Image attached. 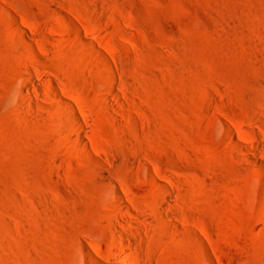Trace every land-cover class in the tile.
<instances>
[{"label": "rangeland", "instance_id": "374dc122", "mask_svg": "<svg viewBox=\"0 0 264 264\" xmlns=\"http://www.w3.org/2000/svg\"><path fill=\"white\" fill-rule=\"evenodd\" d=\"M263 167L264 0H0V264H264Z\"/></svg>", "mask_w": 264, "mask_h": 264}, {"label": "bare ground", "instance_id": "6f19581e", "mask_svg": "<svg viewBox=\"0 0 264 264\" xmlns=\"http://www.w3.org/2000/svg\"><path fill=\"white\" fill-rule=\"evenodd\" d=\"M32 82H35V80H34V78H33V76H32V78L30 79ZM65 92L67 93V90H65ZM64 98V97H63ZM230 131V130H229ZM232 131V130H231ZM264 168V167H263ZM152 174V173H151ZM152 177V180H151V182H152V184H155L156 183V178L154 177V175H151ZM263 194H264V188H263ZM264 196V195H263ZM126 206V205H125ZM114 243V242H113ZM116 249V248H115ZM110 251H112V249L110 250ZM115 251V250H114Z\"/></svg>", "mask_w": 264, "mask_h": 264}]
</instances>
